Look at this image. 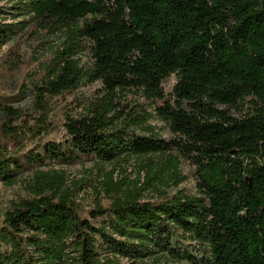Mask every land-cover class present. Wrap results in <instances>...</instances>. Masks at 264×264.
<instances>
[{
    "label": "trees",
    "instance_id": "1",
    "mask_svg": "<svg viewBox=\"0 0 264 264\" xmlns=\"http://www.w3.org/2000/svg\"><path fill=\"white\" fill-rule=\"evenodd\" d=\"M20 1L35 32L59 40L36 86L39 103L96 83L103 94L84 116L67 118L66 142L37 150L25 148L20 131L46 133L47 110L35 129L15 127L24 113L0 104V183L12 187L27 172L35 181V197L5 213L0 264H120L162 253L185 264H264V0ZM4 28L0 47L16 34ZM172 76L177 84L166 95ZM126 91H140L176 138L143 127L147 112L138 123L144 134L130 132L117 108ZM81 156L165 157L152 162L145 187L162 183L163 171L182 184L184 156L195 167L197 194L147 201L144 188L123 189L112 175L110 205L82 210L40 170Z\"/></svg>",
    "mask_w": 264,
    "mask_h": 264
},
{
    "label": "rangeland",
    "instance_id": "2",
    "mask_svg": "<svg viewBox=\"0 0 264 264\" xmlns=\"http://www.w3.org/2000/svg\"><path fill=\"white\" fill-rule=\"evenodd\" d=\"M20 0H0V25L4 29L16 30L13 39L0 47V104L12 107L24 113L20 122H14L12 126L19 127L21 123L35 129L40 117L39 112L46 109L47 132L33 137L29 131H20L23 134L22 144L26 149L37 150L47 143L63 144L68 140L65 123L68 117L78 118L86 114L88 102L97 95L103 94L101 83L89 87H81L68 94L47 98L44 104H40L36 98V86H42V80L46 77V68L54 61L55 52L58 50L59 40L35 32L28 16H23ZM82 65L88 67L91 63L89 52L81 55ZM177 84V77L172 76L164 84L166 95L173 93ZM119 116L128 119L129 131L139 135L144 134L138 123H142L145 112L152 115L145 125L152 127V132L163 140L170 142L176 137L170 132L168 126L154 117L149 102L142 93L126 91L119 94ZM247 104L246 107H248ZM237 115V111H233ZM4 120L0 114V126ZM178 156V153H172ZM159 156L131 157L124 161L103 163L96 158L79 157L70 161H49L47 167L40 170L50 173L54 182H58L62 192L71 194V199L82 210H94L98 204L107 207L111 203V194L106 188V182L114 175V181L124 183L123 189L135 188L137 185L144 188L143 199L156 201L161 196L171 198L179 193L188 196H196L197 181L195 167L183 156L180 157L179 171L185 181L176 186L167 179V172L162 173V183H154L144 186L147 174L152 162H161ZM169 158V156H168ZM161 168L157 175H160ZM35 181L32 172L20 176L19 182L7 187L0 183V228L5 219V213L15 203L35 197ZM185 244L184 246H187ZM196 247L189 248L194 250ZM168 253L156 254L144 261L120 259V264H185Z\"/></svg>",
    "mask_w": 264,
    "mask_h": 264
}]
</instances>
